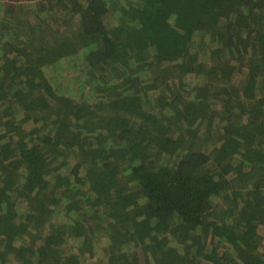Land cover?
Returning <instances> with one entry per match:
<instances>
[{
  "label": "trees",
  "instance_id": "16d2710c",
  "mask_svg": "<svg viewBox=\"0 0 264 264\" xmlns=\"http://www.w3.org/2000/svg\"><path fill=\"white\" fill-rule=\"evenodd\" d=\"M0 264H264V0H0Z\"/></svg>",
  "mask_w": 264,
  "mask_h": 264
},
{
  "label": "rangeland",
  "instance_id": "374dc122",
  "mask_svg": "<svg viewBox=\"0 0 264 264\" xmlns=\"http://www.w3.org/2000/svg\"><path fill=\"white\" fill-rule=\"evenodd\" d=\"M3 1L7 2V1H9V0H3Z\"/></svg>",
  "mask_w": 264,
  "mask_h": 264
}]
</instances>
